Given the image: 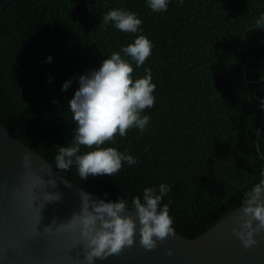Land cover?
Instances as JSON below:
<instances>
[{"label":"trees","instance_id":"16d2710c","mask_svg":"<svg viewBox=\"0 0 264 264\" xmlns=\"http://www.w3.org/2000/svg\"><path fill=\"white\" fill-rule=\"evenodd\" d=\"M111 9L136 14L139 31L104 25ZM262 15L264 0H168L163 12L148 0H11L0 11V124L78 187L109 201L121 196L130 209L145 188L167 184L161 206H169L175 232L194 239L262 178L264 28L255 23ZM139 35L153 43L144 65L132 62L134 79L150 69L156 85L155 104L142 113L149 125L101 146L138 162L87 181L75 163L58 169L59 148L75 135L67 105L79 76L113 52L124 57Z\"/></svg>","mask_w":264,"mask_h":264},{"label":"clouds","instance_id":"9594fccd","mask_svg":"<svg viewBox=\"0 0 264 264\" xmlns=\"http://www.w3.org/2000/svg\"><path fill=\"white\" fill-rule=\"evenodd\" d=\"M148 4L154 12H163L167 10L168 0H148ZM255 23L257 27L264 28V15ZM103 24H112L122 32L137 33L142 20L130 11L111 9L104 14ZM152 49V41L139 35L134 42L122 48L124 57L130 59L122 57L120 52H113L101 62L98 69H90L79 76V87L67 105L76 124L75 135L70 146L59 148L55 157L58 169L68 170L75 163L80 178L87 181L89 176H114L125 162L129 166L138 162L127 150L120 152L115 147L101 146L106 142L115 143L117 135L125 137L127 131L134 127L143 132L149 125L150 117L142 113L154 106L156 85L152 82L150 69H145L146 75L143 77L134 79L132 62L136 68L141 67L151 56ZM51 60L49 56L47 61ZM71 83L72 80L65 81L62 91L67 90ZM81 146L94 150L79 154ZM22 164L24 168L30 167L31 161L27 154ZM261 177L259 183L245 193L235 217L239 228L232 229L245 249L256 245V234L264 231V171ZM47 183L56 187L55 180ZM170 191V186L164 183L159 185L158 191L155 187H147L143 190L142 199L140 196L132 198L131 209L128 201L121 196L106 202L92 199L86 193L81 196L79 213H74L69 222L61 223L57 228L70 227L79 231L80 242L86 249V264L120 255L126 247H133L137 222L140 246L145 251H151L157 248L158 242L175 236L169 206H161L163 197ZM43 200L58 202L61 194L45 192ZM129 209L135 213V218L126 214ZM52 224H56V221L53 220ZM50 228L48 226L44 230ZM168 255H173L172 249L168 250Z\"/></svg>","mask_w":264,"mask_h":264},{"label":"water","instance_id":"95a60500","mask_svg":"<svg viewBox=\"0 0 264 264\" xmlns=\"http://www.w3.org/2000/svg\"><path fill=\"white\" fill-rule=\"evenodd\" d=\"M10 1H2L0 11ZM258 153L264 159L260 150ZM26 154L31 161L29 168L22 164ZM49 180H55L56 187L47 183ZM45 192L60 193L61 200L44 201ZM86 193L92 199L109 201L59 174L0 124V264H86L79 231L57 228L79 213L81 196ZM241 206L242 202L194 239L175 232L151 251L140 246L137 222L133 247H126L120 255L97 259L94 264H264V231L256 234L258 243L249 249L233 234L232 229L239 228L235 217ZM126 214L135 218L130 209ZM48 226L51 228L45 231ZM169 249L173 250L171 256Z\"/></svg>","mask_w":264,"mask_h":264}]
</instances>
